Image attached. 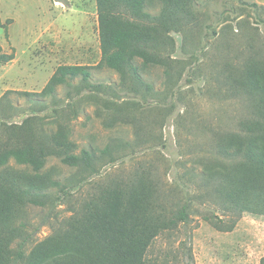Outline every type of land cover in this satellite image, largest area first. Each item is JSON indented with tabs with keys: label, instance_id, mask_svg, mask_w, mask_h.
<instances>
[{
	"label": "rangeland",
	"instance_id": "rangeland-1",
	"mask_svg": "<svg viewBox=\"0 0 264 264\" xmlns=\"http://www.w3.org/2000/svg\"><path fill=\"white\" fill-rule=\"evenodd\" d=\"M149 11L157 15L160 6ZM193 13L190 24L169 34L172 46L164 54L174 65L172 77L139 61L145 85L138 86L100 65L96 0H0V46L15 55L0 65V99L7 91L42 93L61 65L91 73L88 83L70 80L52 95H9L0 124L43 137L61 128L76 153L107 146L114 152L58 208L57 220H46L48 209H31L34 241L48 237L100 185L148 169L169 203L194 208L189 222L154 241L148 264H261L264 216L224 211L200 172L218 160L220 139L238 133L252 113L249 99L225 79L249 59L264 62V0H196ZM44 171L60 181L76 174L57 158Z\"/></svg>",
	"mask_w": 264,
	"mask_h": 264
},
{
	"label": "trees",
	"instance_id": "trees-1",
	"mask_svg": "<svg viewBox=\"0 0 264 264\" xmlns=\"http://www.w3.org/2000/svg\"><path fill=\"white\" fill-rule=\"evenodd\" d=\"M194 1L96 0L100 65L116 71L125 84L131 80L145 85L139 61L145 67L163 68L171 78L174 65L164 54L172 46L169 34L194 20ZM155 4L160 6L157 15L149 11ZM14 58L0 46V65ZM89 68L61 65L42 93L7 91L0 107L11 94L43 97L70 80L88 83ZM225 84L249 99L252 113L239 122L238 133L220 139L218 160L200 174L211 187L209 196L224 211L264 216V62L249 59L237 76L226 77ZM0 125V264H148L154 241L190 221L191 203H169L150 170L142 169L127 180L114 178L100 185L48 237L34 241L31 209H48L46 220H57L58 208L96 176L100 163L113 159L114 152L107 146L76 153V145L61 128L43 137L29 129L18 132L5 122ZM51 158L76 174L64 181L54 179L44 171Z\"/></svg>",
	"mask_w": 264,
	"mask_h": 264
}]
</instances>
